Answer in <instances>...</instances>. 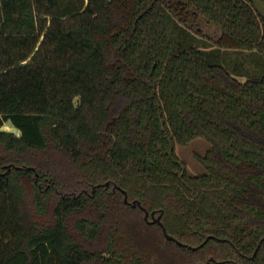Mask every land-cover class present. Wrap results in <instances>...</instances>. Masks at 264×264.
Returning a JSON list of instances; mask_svg holds the SVG:
<instances>
[{
	"label": "trees",
	"instance_id": "1",
	"mask_svg": "<svg viewBox=\"0 0 264 264\" xmlns=\"http://www.w3.org/2000/svg\"><path fill=\"white\" fill-rule=\"evenodd\" d=\"M196 139L192 175L175 145ZM133 200L183 243L213 237L179 246ZM207 260L264 264V18L249 0H0V264Z\"/></svg>",
	"mask_w": 264,
	"mask_h": 264
},
{
	"label": "rangeland",
	"instance_id": "2",
	"mask_svg": "<svg viewBox=\"0 0 264 264\" xmlns=\"http://www.w3.org/2000/svg\"><path fill=\"white\" fill-rule=\"evenodd\" d=\"M203 23L204 22L199 20L198 27H200L207 36L214 38L219 33V30L217 28H210L208 26H205ZM1 128L2 130L19 134V130L14 127L10 121H6ZM208 148L209 144L207 143V141L203 139H196L186 146H177L176 152L178 156L185 162L188 170L192 174H199L203 172V168L196 162L194 154H204L202 152Z\"/></svg>",
	"mask_w": 264,
	"mask_h": 264
},
{
	"label": "flooded vegetation",
	"instance_id": "3",
	"mask_svg": "<svg viewBox=\"0 0 264 264\" xmlns=\"http://www.w3.org/2000/svg\"><path fill=\"white\" fill-rule=\"evenodd\" d=\"M201 21V20H200ZM203 22V21H202ZM205 26H208V27H210V28H212V26H210V25H208V24H205V23H203ZM198 25H199V21L198 22H196V25H195V27L196 28H198V29H201L200 27H198ZM214 28V27H213ZM201 31H202V29H201ZM203 32V31H202ZM203 34H205L204 32H203ZM206 35V34H205ZM207 36V35H206ZM209 37V36H208ZM204 140V139H203ZM177 146H180V145H175V152H176V148H177ZM207 150V149H206ZM205 150V151H206ZM205 151H203L202 153H205ZM176 154H177V152H176ZM195 155H197V154H194V157H195ZM177 156H178V154H177ZM178 158L185 164V162L178 156ZM196 160V159H195ZM196 162H197V160H196ZM198 163V162H197ZM199 164V163H198ZM200 165V164H199ZM185 166H186V164H185ZM201 166V165H200ZM202 167V166H201ZM186 169H187V171L190 173V174H192L189 170H188V168H187V166H186ZM200 174V173H199ZM192 175H196V174H192ZM118 189H119V186H116ZM123 190V189H122ZM123 192V191H122ZM126 192V191H125ZM124 194V193H123ZM123 200H124V196H123ZM126 203H129V201H128V199H127V193H126V201H125ZM133 203H135L134 205H133ZM132 206H135V205H138V206H140V208L144 211V219L145 220H147L148 219V216H150V221L151 222H155V223H157L159 226H160V224L156 221V219H157V217H159V220H160V222L162 223V221H161V214H155V211H151V212H149L146 208H144L141 204H140V201H138V200H133L131 203H130ZM145 211L147 212V215L145 214ZM163 224V223H162ZM163 226H164V224H163ZM161 227V226H160ZM165 227V226H164ZM166 229V228H165ZM161 230H162V228H161ZM167 231V230H166ZM163 232V231H162ZM168 233V232H167ZM164 234V233H163ZM165 236V235H164ZM172 236V235H171ZM207 236H209V238H211V237H213L212 235H207ZM206 236V237H207ZM205 237V238H206ZM166 238V237H165ZM175 238V237H174ZM205 238H204V240H205ZM208 238V239H209ZM167 239V238H166ZM176 239V238H175ZM207 239V240H208ZM167 240H169V239H167ZM178 240V239H177ZM203 240V241H204ZM206 240V241H207ZM170 241H174V240H170ZM180 241V240H179ZM202 241V242H203ZM205 241V242H206ZM175 242V241H174ZM201 242V243H202ZM204 242V243H205ZM176 243V242H175ZM183 243V242H182ZM200 243V244H201ZM203 243V244H204ZM177 244V243H176ZM184 244H186V243H184ZM198 245V247H200L201 245ZM202 244V245H203ZM188 245V244H187ZM179 246H181V245H179ZM183 246V245H182ZM185 246V245H184ZM190 246H192V245H190ZM186 247H188V246H186ZM197 247V248H198ZM189 248V247H188ZM196 248V249H197ZM190 249H192V248H190ZM193 250H195V249H193ZM210 259H212V258H210ZM222 262V261H221ZM200 264H210V261L209 260H207V262L206 263H200Z\"/></svg>",
	"mask_w": 264,
	"mask_h": 264
},
{
	"label": "water",
	"instance_id": "4",
	"mask_svg": "<svg viewBox=\"0 0 264 264\" xmlns=\"http://www.w3.org/2000/svg\"><path fill=\"white\" fill-rule=\"evenodd\" d=\"M251 3H252V5H253V7L255 8V10L258 12V14L262 17V18H264V0H249ZM10 168V166L8 165L7 166V169H9ZM16 169H19V168H21V167H15ZM25 169H27V170H29V169H31L30 167H27V168H25ZM35 175L37 176V173L35 172ZM123 191V193H124V201H126V192H125V190H122ZM135 203H133V205H134ZM145 214L147 215V212L145 211ZM156 221L160 224V226H161V228H162V231H163V233H164V235H165V237L167 238V239H169V240H174L178 245H185V246H188L189 248H192V249H196L198 246H190V245H187V244H184V243H182L181 241H179V240H177V239H175L173 236H171L170 234H168L167 233V231H166V229H165V227L163 226V224L160 222V220H159V217H157V219H156ZM209 238V236H207L206 238H205V240L200 244V245H202L207 239Z\"/></svg>",
	"mask_w": 264,
	"mask_h": 264
}]
</instances>
